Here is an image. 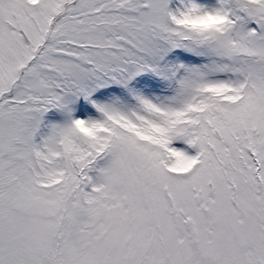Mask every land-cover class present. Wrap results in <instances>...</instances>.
Here are the masks:
<instances>
[{"label":"snow or ice","instance_id":"6c2138e0","mask_svg":"<svg viewBox=\"0 0 264 264\" xmlns=\"http://www.w3.org/2000/svg\"><path fill=\"white\" fill-rule=\"evenodd\" d=\"M0 264H264V0H0Z\"/></svg>","mask_w":264,"mask_h":264}]
</instances>
